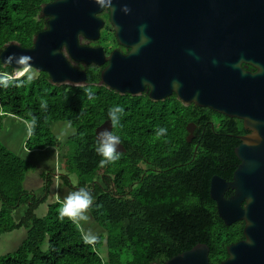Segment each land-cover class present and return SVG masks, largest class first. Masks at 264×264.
I'll return each instance as SVG.
<instances>
[{
	"label": "trees",
	"instance_id": "obj_1",
	"mask_svg": "<svg viewBox=\"0 0 264 264\" xmlns=\"http://www.w3.org/2000/svg\"><path fill=\"white\" fill-rule=\"evenodd\" d=\"M48 2L0 0V54L11 42L28 49L34 46V38L47 26L41 10ZM99 80L100 73L93 68L88 86L55 87L43 72L25 87L0 89V118L3 112L30 123L36 120L26 144L28 151L56 148L52 126L70 122L75 133L61 149V181L69 190L86 187L92 193L90 213L107 232V237L100 236L95 245H86L80 226L58 218L60 202L50 205L48 214L40 217L38 211L52 189L51 176H45L42 196L26 190V176L34 165L0 142V241L7 234L27 231V238L16 251L0 257V264H166L199 244L210 247V264H222L229 258L228 248L245 239V223L227 226L220 218L210 196L211 180L214 176L233 180L240 165L236 155L240 137L249 134L243 121L209 108L186 107L176 95L165 105L148 108L143 101L144 106H136L128 96L97 86ZM87 90L92 92V99ZM117 104L125 112L114 131L128 152L116 163L100 168L101 157L95 153L96 130L109 121L108 108ZM136 110L142 116L150 113L152 129L146 126L145 131L150 129L156 138L152 142L140 140L134 152ZM191 123L197 126L195 142L188 143L187 127ZM160 127L168 130L165 140L155 134ZM73 176L78 178L77 185ZM23 206L24 216L18 221L14 215ZM104 245L105 258L100 254Z\"/></svg>",
	"mask_w": 264,
	"mask_h": 264
},
{
	"label": "water",
	"instance_id": "obj_2",
	"mask_svg": "<svg viewBox=\"0 0 264 264\" xmlns=\"http://www.w3.org/2000/svg\"><path fill=\"white\" fill-rule=\"evenodd\" d=\"M103 11L93 0H49L41 10L49 19L47 30L35 37L34 46L11 42L1 54L32 56L34 70L47 73L53 86L87 85L86 73L63 53L66 46L75 61L87 65H102L104 57L109 65L99 85L121 96L137 97L147 83L156 103L176 95L186 107L242 120L249 134L236 149L240 165L232 181L212 178L210 196L227 226L245 223V240L228 248L222 264H264V0H114L116 36L132 50L107 59L103 50L79 45L80 35L100 39ZM142 25L150 42L134 52ZM173 81L181 85L178 92ZM110 127L106 121L96 135ZM196 128L188 125V143ZM119 150L127 152L122 144ZM210 253L207 244H199L166 264H210Z\"/></svg>",
	"mask_w": 264,
	"mask_h": 264
},
{
	"label": "clouds",
	"instance_id": "obj_3",
	"mask_svg": "<svg viewBox=\"0 0 264 264\" xmlns=\"http://www.w3.org/2000/svg\"><path fill=\"white\" fill-rule=\"evenodd\" d=\"M93 2L100 9H102V11L105 9H111V11L114 13V0H93ZM121 10L125 14H129L131 11L127 6H124ZM145 28L146 26L144 25H142L140 28V41L135 46H133L134 52H138L141 47H143L144 45L150 42V38L145 34ZM7 67H10L11 71L4 70ZM33 79H34V64H33L32 56L26 55V54L17 55L13 53L7 56L6 58H4L3 54H0V89H8L10 87H15V88L25 87L31 84ZM64 84L66 86L75 87V88L83 87V83L81 82L73 83L72 81H66L64 82ZM172 86H173L174 91L178 92V89L180 88L181 85L179 84L178 81H173ZM145 87H152V86L151 84L145 83ZM87 95L89 99L93 98V94L90 90H87ZM41 107L46 108V105H42ZM124 112H125L124 107L119 104L110 106L107 110V118L110 121L111 127L104 128L102 131H100L96 135L95 153L101 157L99 161V165H98L100 168H104L109 164H114L121 159L122 151L119 150V146H121V137L118 134H116L113 131V129L120 123L121 117L124 115ZM3 116H5V114L2 112L1 118ZM9 116H13V115H9ZM13 117H16V116H13ZM58 123H64V122H58ZM35 126H36V120L35 118H33L30 123V132L31 130L35 128ZM70 126L71 124L69 122L67 127H70ZM167 131H168L167 128L160 127L156 129L155 134L157 137H164L167 135ZM63 135H64V132L61 131L60 136H63ZM60 136H58V139L60 138ZM30 137L31 136H29V138ZM53 149L54 148H51V150ZM47 150H44V151H47ZM44 151H40V152H44ZM29 152H34V151H29ZM62 154L63 153L61 150V153L59 154L61 158V165H62V160H63V157H61ZM61 171L63 175V168L61 169ZM46 175L51 176V179L53 180L52 188H54L57 175L52 174V173H47L45 174V176ZM62 175L59 176L60 180L58 181V183H60ZM46 182L47 180L45 177L44 189L46 187ZM61 185L64 186L62 181H61ZM24 187H25V184H24ZM44 189H43V192H44ZM69 191L71 192L63 199V202L61 203V206L58 209V218L61 221L67 218L69 221H71L72 223L76 224L79 227L81 222H85V223L88 222L89 216L87 213H88V210L94 204V198H93L92 193L86 187H80L78 190H75V191L69 190ZM49 196L50 195H48V198ZM60 196L61 195L59 192L58 198ZM19 211H17L15 215ZM21 218L20 219L15 218V219L20 221ZM82 239L86 245H95L98 242L99 237L89 230L83 234Z\"/></svg>",
	"mask_w": 264,
	"mask_h": 264
},
{
	"label": "rangeland",
	"instance_id": "obj_4",
	"mask_svg": "<svg viewBox=\"0 0 264 264\" xmlns=\"http://www.w3.org/2000/svg\"><path fill=\"white\" fill-rule=\"evenodd\" d=\"M38 74L39 73L34 70V78H36ZM18 119H13L9 115H5L0 119V135L3 134L2 136H0V141L3 145H5L9 150L14 152L16 155H18L21 158L26 159L28 156V154L24 155V153L28 151L26 143L28 142L29 139H31V137L29 138V136H31L32 130L30 132V122L24 119H21V118H18ZM67 125H68L67 123H56L53 125L51 129L53 135L55 136L58 142V146L54 148V150L58 154L61 153V149L63 148L62 146H64L66 142L68 141V139L75 133V130L71 126L67 127ZM61 131L64 132L63 136H60ZM58 136H60L59 139H58ZM5 138L6 140H4ZM52 151L53 150L49 149L47 152L50 153ZM61 157H63V154L61 155ZM38 158H40L41 160H44L45 162L39 161V160L34 162V169L31 171L30 175H35L34 173H38L40 170V167H50L53 169L55 167L56 169H54L52 172L57 171L58 174L62 173L60 155L56 157V153H55V156L52 153L46 156H39ZM72 181L75 185L78 184V178L76 176L72 177ZM39 186L40 185L38 182L37 187H35L36 190L38 191L37 192L38 197L41 194L43 195V190L39 189L38 188ZM59 186H61L63 189V191H61L60 193L61 196L58 198L59 192H60L59 188L53 190L52 195L49 196L47 203L45 205H42V207L40 208L41 209L39 212L40 217L42 216L45 217L43 214L45 212H48L50 205L55 204L56 202L62 203L63 199L71 192V191L69 192V189L65 188L60 183H59ZM31 191L33 192V190ZM72 191H75V190H72ZM0 208H1V202H0ZM25 208L26 207L24 206L21 207V210L15 215L16 219H20L21 217L24 216ZM87 214L89 216L88 222L86 223L81 222L80 224V227L83 233L90 230L94 234H96L98 237L100 236L107 237V232H105L104 229H102L99 225H97L94 222L92 215L90 213V209L88 210ZM3 237L4 238H2L0 241V257L6 256L16 251L18 247L22 244V242L27 238V231L21 230V231H17L11 234H7ZM46 247L47 245L45 246V248ZM100 254L104 258L107 256L106 245L102 247Z\"/></svg>",
	"mask_w": 264,
	"mask_h": 264
},
{
	"label": "flooded vegetation",
	"instance_id": "obj_5",
	"mask_svg": "<svg viewBox=\"0 0 264 264\" xmlns=\"http://www.w3.org/2000/svg\"><path fill=\"white\" fill-rule=\"evenodd\" d=\"M43 18H46V17H43ZM99 18H101L103 20V22L105 23V26L101 30L100 39L91 40V39H88L87 37H85L83 35H80L79 36V45H80V47H90V48H93V49L103 50L104 56H105L106 59L109 58L113 53H120L122 55L129 54L132 49L122 45L120 40L116 36V32H115L114 26H113V24L111 22L110 9H105L101 14H99ZM48 20L49 19L47 18V22H48ZM46 30H47V26H46V29L44 31H46ZM63 53L70 60L71 65H73L74 67H76L80 71H84L86 73V75H87V85H85V86H88L90 84L89 83L90 81L88 82V80H89V71L91 69H93V68L94 69L96 68V69H98V72L100 73V80H99V82L96 85L99 86V87H105V86H100L99 85L100 82L102 81V74H103L104 70L109 65L108 61L104 60V57L101 58L102 62L104 63L102 65H97V64L87 65L84 62L82 63V62L75 61L72 58V56L69 53V51H68L66 46L63 47ZM85 86H83V87H85ZM55 87H61V86H55ZM150 93H151V90H150L149 87H147L145 89V91L141 95H139L137 97H134V96L129 95V94H127L125 96H128V98H131L132 100H135L134 103H135L136 106H144L143 105V101H145L147 103V105H145V106H147L148 108L150 106L152 107L153 105H157L159 103H163L165 105V100L157 102V103L154 102L150 98ZM151 113H152V111H151ZM148 114H150V113L148 112V113L145 114V116H142V115H140V111H137V115L134 117V121H133L134 122V126H133L134 127V131H133V135H132V137L135 138V140L133 141L132 144H133V146H136L135 149H134V152H136L135 150L137 149V146H138L140 140L144 139V140H147L149 142H152L156 138V137L153 136L152 132L150 131V129H152L151 126H152L153 118L148 116ZM162 114L164 115L165 111ZM162 120H163V118H162ZM146 126L149 127L150 129L145 131ZM113 131H114V129H113ZM188 135H189V133H188ZM163 138L165 140V136ZM193 141L195 142V138H194ZM121 144L125 147V145L122 142V140H121ZM197 148H198V146H196V149ZM127 152L125 154H127ZM149 164L151 165L150 167L154 166L152 163H149ZM146 167H148V166H146ZM193 167H199V166L193 165ZM205 167H211V166H207L206 165Z\"/></svg>",
	"mask_w": 264,
	"mask_h": 264
},
{
	"label": "crops",
	"instance_id": "obj_6",
	"mask_svg": "<svg viewBox=\"0 0 264 264\" xmlns=\"http://www.w3.org/2000/svg\"><path fill=\"white\" fill-rule=\"evenodd\" d=\"M11 118L18 119V118L13 117V116H11ZM2 135L3 134H1L0 136H2ZM4 140H6V138ZM47 151H44V152H40V151L29 152V151H27V152L24 153V155L28 154V156H27V158L25 160H27L28 162H30V163H32L34 165V162H36L37 160L44 161V160H41L40 158H38L39 156H46V155L52 154V153H53L54 156H55V153H56V157H58V155H59L54 149L50 153L47 152ZM44 159H45V157H44ZM54 169H56V168L54 167ZM54 169L50 168V167H40L39 172L38 173H34L35 175H30L31 172H29V174L27 175L26 181H25V189L28 190V191L33 190V192L37 194L38 191L35 188V187H37V183L39 182V185H40L38 188L43 190L44 189V185H45V174L52 173V174H56L57 176H56V180H55L56 181L55 186H54L55 188H52V190L50 192V196L52 195L53 190L58 189V188L60 189V193H61V191H63V189H62V187L60 188L58 181L60 180L59 176L62 175V173L58 174L57 171L52 172ZM60 184H61V181H60ZM40 210L41 209H39V211H38V215H39ZM46 214H47V212H45L43 215H46Z\"/></svg>",
	"mask_w": 264,
	"mask_h": 264
}]
</instances>
